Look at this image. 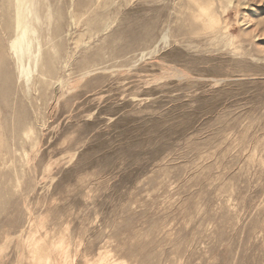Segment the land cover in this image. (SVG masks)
<instances>
[{
    "label": "rangeland",
    "instance_id": "374dc122",
    "mask_svg": "<svg viewBox=\"0 0 264 264\" xmlns=\"http://www.w3.org/2000/svg\"><path fill=\"white\" fill-rule=\"evenodd\" d=\"M33 9L18 61L0 0V264H264V0Z\"/></svg>",
    "mask_w": 264,
    "mask_h": 264
},
{
    "label": "bare ground",
    "instance_id": "6f19581e",
    "mask_svg": "<svg viewBox=\"0 0 264 264\" xmlns=\"http://www.w3.org/2000/svg\"><path fill=\"white\" fill-rule=\"evenodd\" d=\"M34 14L33 0H16V37L11 42V48L18 61L23 60V53L29 51L33 41L35 29L31 24V18Z\"/></svg>",
    "mask_w": 264,
    "mask_h": 264
}]
</instances>
